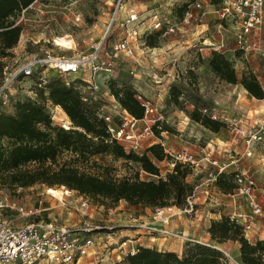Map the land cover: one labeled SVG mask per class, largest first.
Listing matches in <instances>:
<instances>
[{"label":"rangeland","instance_id":"rangeland-1","mask_svg":"<svg viewBox=\"0 0 264 264\" xmlns=\"http://www.w3.org/2000/svg\"><path fill=\"white\" fill-rule=\"evenodd\" d=\"M192 1L135 0L133 4L137 12L139 11L140 18L147 16L146 13L149 10H157L165 18L166 26L174 24L176 30L174 33L168 34L164 33L163 28L157 32L148 31L143 33L140 39L132 42L133 56L125 58L122 55H117L114 60V68L109 75L101 72L96 74L97 91L92 94L87 92L84 94H88L90 103L87 106L90 110H101L102 113L111 117L114 114L111 105L116 102L111 95V88L122 90L125 86L130 87L134 92L142 94L154 104L157 113L161 116V127L165 128V132L168 134L167 142L171 145L172 150L184 147L196 154L206 143L212 141L221 144V140H231V136L226 125L221 126L218 132L213 133L195 123L189 118L192 111L197 110L199 114H203L202 110L205 109L204 114L215 113L222 118V122L226 123L246 114L251 117L254 114L252 113L253 110H259V115L264 117V97L256 99L249 95L240 84L232 85L220 80L207 65L210 54L202 60L197 58L192 46H195V48L201 47L202 45H199L201 40L195 37L193 24L183 25L181 23L183 16L181 10L183 11L184 6ZM196 1L200 3L202 10L208 12L207 15L211 16L208 21L209 30L206 32L205 37L206 43L210 41L216 44L220 41L223 47L215 53L231 65L238 79L249 78L254 75L264 90V65L262 61L254 55H248L247 58H244L237 54L234 50L233 30L235 28L232 25L224 26L226 30L221 34L215 33L214 23L216 21H214L215 15L213 12L216 5L213 0ZM113 3L114 0H37L27 9L23 21L18 24L20 32L16 45L6 51L7 55L0 58L1 61L10 66L22 62L32 54L42 53L46 49H51L53 55L62 54L67 57H75L89 53L90 46L100 41L103 42V47L108 46L114 39L123 38V32L117 26H111L106 32ZM76 15L79 16L77 22L74 21ZM124 17V14H120L119 19ZM10 19L15 20L14 17ZM138 29L140 33L144 30L141 26H138ZM263 32L264 27L260 30V33L263 34ZM56 36L61 38L58 40L59 46L67 47L71 45L74 47L73 51L52 48L50 46L51 39ZM206 52L205 49L201 51L202 54ZM173 60L179 63L180 73L177 77L169 82H166V78L163 79L158 87L154 85L149 79L150 74L157 72L162 75L165 73L164 68H166V65H170ZM44 75L47 76V79L58 78L68 85H80L82 84L80 79L83 78L82 73L57 77L54 72L46 71ZM33 82H35V76L21 80L14 87L12 103L30 102L40 106L49 116L52 128L73 129L70 122L67 123L68 125L66 124L65 128L67 129L62 127L68 119L63 117L60 108L54 109L51 105L45 103L43 100L45 90L37 88L30 90ZM29 91L34 92L36 97H32ZM40 91L42 92L41 97L39 96ZM12 107L10 105L4 108L2 113L12 114ZM112 120L113 122L116 121L115 118ZM39 128L43 129L42 126H39ZM151 141L154 140H143L138 153L151 146L149 145ZM92 142L96 143L97 140L92 139ZM0 144L6 150L10 147L11 141L2 139ZM107 145L108 148L105 151L88 157L86 162L76 159L77 155L69 151H61L56 156L55 163L52 166L67 164L75 166L78 171L115 180L138 178L156 181L159 177V172L157 175L146 173L140 168L139 163H132L115 156L111 152L113 143L107 141ZM238 145L240 152L238 150L236 152L239 155L231 151L232 156H240L242 146L240 143ZM208 149L210 150L211 146H208ZM125 152L129 151L125 150ZM261 156H264V149L257 147L252 158H243L240 163L242 167H249L253 171L258 184L263 186L264 175H262L259 163V157ZM156 164L163 176L166 172L172 170L167 159ZM165 169L169 170L166 171ZM196 180L197 182L200 181L198 178ZM194 183H196L195 180L192 184ZM53 188H47L46 185L39 183L27 187L9 186L6 183H0V193L7 194L26 207L36 206L44 209L43 212H39V218L44 220L54 219L58 223H71L73 225L78 220L85 219L91 226H100V228L94 229L92 234L100 238L101 241L108 240L110 242L109 246H113L116 241L127 240V237L123 235L118 236L120 229L139 226L144 231H148L142 235L159 249H170L177 254H181L187 242L195 240L220 247V249L215 248L219 249L221 253L227 252V264H242L239 251L235 252L231 246H224L211 239L206 231L211 220L219 219L222 216L228 217L235 210H250L247 204L244 203V196H235V200L229 196L232 192L231 178L223 180L219 186L216 183L208 184L206 186L207 194L202 191L197 192L196 198L193 200V210L189 213H180L178 216H169L167 223L164 225L166 232L163 230L155 232L151 228L148 229L143 221L138 220L139 207L136 205L129 206L122 200L120 204L115 205L108 201L101 204L99 201L79 195L76 191L63 185ZM257 195L263 208V215L255 217L256 222L253 224V228L245 233L246 238L251 242L258 240L255 229L258 227L264 228V196ZM80 196L87 199L86 215L82 217L77 211L79 201H81L79 200ZM58 199H62L66 206H61ZM151 210L154 219V208ZM121 213L128 215L124 216L123 219ZM0 220L15 226L25 218L14 212L0 211ZM122 223L127 225L124 227L118 225ZM77 225H80V223ZM86 258L92 260L91 255L84 256L80 259L79 264H87Z\"/></svg>","mask_w":264,"mask_h":264},{"label":"built area","instance_id":"built-area-1","mask_svg":"<svg viewBox=\"0 0 264 264\" xmlns=\"http://www.w3.org/2000/svg\"><path fill=\"white\" fill-rule=\"evenodd\" d=\"M32 4L20 10L16 16L13 26H18L24 19V14ZM135 0H114L110 11V18L106 32L111 26L119 27L123 32V38L114 39L108 46L103 47V42L90 46V52L75 57H67L65 55H53L51 49H46L42 53L32 54L20 63L13 65H2L0 72V113L2 110L12 105V96L14 87L23 79L35 76V82L32 83V89L37 88L43 90L47 76L46 71H52L57 77L83 74L80 79V85L75 86L78 90L80 101L84 105H88L90 100L88 94L97 91L98 84L95 76L98 73L109 75L114 68V60L117 55L125 58L133 56L132 42L140 39L145 32H157L164 29V33H174L176 27L174 24L166 26L165 18L161 12L150 10L148 15L140 18L135 5ZM120 14H124L123 19H119ZM215 15L214 30L215 33L224 32V26L232 25L234 31V50L240 56L247 58L248 55L257 56L264 65V32L260 33L264 27V0H220L216 4L213 12ZM207 15L200 6V3L193 0L184 6L181 23L183 25L193 24L195 37L201 42V47H193V52L198 59L205 58L201 53L203 49L216 52L223 47L219 41L216 44L210 41L206 43V32L209 30L208 23L201 29L202 20ZM79 16L74 17L77 22ZM138 26L143 27V32H139ZM60 37H53L50 46L55 49L72 50L74 47L59 46ZM150 81L159 86L162 82V76L157 72H152L149 76ZM68 86V84H65ZM87 92L88 94H84ZM32 97L36 94L29 91ZM46 96V92L43 93ZM134 98L143 110L141 119H135L129 115L117 102L111 105L114 114L110 117L101 110L93 112L95 118L101 120L104 124V132L107 135V141L113 142L130 152L140 154V145L143 140H153L163 133L161 129V116L157 113L154 104L144 97L142 94L135 92ZM47 105L53 106L48 100ZM213 121H221L222 118L215 113L204 114ZM252 116L242 115L234 118L226 124L228 133L231 136V145L242 146L240 156H230L228 161H221L213 157V147L208 149L209 144L206 143L199 149L197 155L191 153L187 148L172 150L164 146L162 148L167 156V162L172 168L175 164L187 167L190 172L202 171L203 179L192 184L189 195L184 198L182 207L174 205H166L155 207L153 217L162 224L167 223L169 216L180 213H189L193 210L194 198L196 193L202 191L207 194L206 186L215 183L220 175H232L234 187L229 194L232 198L235 196H244L245 202L249 207V211L238 210L228 216L231 220L239 223L244 233L253 228L256 222L255 217L263 215V208L258 200V195H264V185L260 186L257 182L253 171L249 167H242L240 160L252 158L254 150L257 147L264 149V117L259 116V111H252ZM113 118L116 119L113 122ZM250 120V121H249ZM63 127V126H62ZM64 128V127H63ZM65 129V128H64ZM154 131L158 132L156 136ZM1 141V140H0ZM260 169L264 175V156L259 157ZM77 211L80 216H85L87 207V199L79 197ZM235 200V198H234ZM61 206H66L62 199H58ZM236 205V203H235ZM44 209L38 207H26L10 198L5 193H0V211H8L20 214L25 218L20 224L12 226L9 223L0 220V264H79L80 259L84 256H92V264H99L101 258L111 251L116 252L114 263L120 262L128 253L132 254L135 249L128 248L123 255L119 252L126 247L127 240L114 242L113 246H109L108 240L101 241L100 238L93 236L92 231L100 226H91L89 222L78 220L74 225L71 223H58L54 219L39 218V212ZM80 223V225H77ZM143 226V224H141ZM149 229V227H147ZM166 232V230H163ZM177 236V235H176ZM98 238V239H97ZM112 244V243H111ZM224 257L228 258V253L223 252Z\"/></svg>","mask_w":264,"mask_h":264},{"label":"trees","instance_id":"trees-1","mask_svg":"<svg viewBox=\"0 0 264 264\" xmlns=\"http://www.w3.org/2000/svg\"><path fill=\"white\" fill-rule=\"evenodd\" d=\"M33 1L0 0V58L5 57L6 51L14 47L18 40L20 29L13 26L14 19L10 18H16L20 10ZM213 1L216 5L220 0ZM2 65L0 59V72ZM207 65L220 80L232 85L240 84L256 99L264 97V90L256 76L238 79L231 65L214 51L210 53ZM75 86L77 85L66 86L58 78H50L43 85V90L46 91L43 100L59 107L73 129L52 128L50 118L44 110L30 102H13L12 114L0 113V140L11 141L6 150L0 144V183L17 187L39 183L50 189L63 185L101 204L108 201L114 205L121 199L131 205L139 204L151 208L166 205L182 207L192 184L185 181V176L190 170L179 164H175L170 172H166L162 178L158 177L156 181L138 178L115 180L84 173L67 164L52 166L61 151H69L77 155L76 159L86 162L88 157L108 148L103 122L95 118L94 111L80 101ZM110 92L129 115L135 119L142 118L143 110L136 102L135 92L130 87L125 86L122 90L111 88ZM41 94L40 91V97ZM189 118L213 133L226 125L199 114L197 110L192 111ZM161 129L166 131L163 127ZM154 133L158 135V132ZM92 139L97 142H92ZM111 152L129 162L139 163L144 172L154 175L158 174L154 162L167 159L159 145H151L136 154L125 152L121 146L113 143ZM229 178L233 189L234 183L230 174L220 175L215 183L219 186L223 180ZM206 231L209 237L217 242L237 243L242 264H264V239L249 241L242 226L235 220L224 216L211 220ZM115 264H227V259L215 246L190 240L181 254L171 250H158L155 247L138 246L132 254L127 253Z\"/></svg>","mask_w":264,"mask_h":264},{"label":"crops","instance_id":"crops-1","mask_svg":"<svg viewBox=\"0 0 264 264\" xmlns=\"http://www.w3.org/2000/svg\"><path fill=\"white\" fill-rule=\"evenodd\" d=\"M149 11H147L146 14H148ZM138 13H139V11H138ZM206 13H208V12H206ZM210 19H211V16L206 15L204 17V19L202 20V24L200 25V28L203 29L205 24H207V22ZM18 46H19V44H18ZM205 51H207V52L204 53V56L207 57L209 55V50H205ZM164 70H165V73H163L161 75L162 76V80L166 78V82H169L170 80H173L174 77H177L178 73H180L179 63L176 62V60H173V62L170 65L169 64L166 65V68H164ZM57 108L59 109V107H57ZM253 111H259V110H253ZM58 113H60V112H58ZM61 114L63 115L64 118H66L64 113L61 112ZM260 117L263 118V116H260ZM167 139H168V134H166V132L163 131V133L161 135H158L156 138H154L153 139L154 141H151L149 143V145H153L154 144V145H159L160 147L161 146L162 147L166 146L169 149H172L171 145L167 142ZM231 142H232V140H226V141H222L221 140V142H220L221 144H216V142L210 141L208 144H209V146L213 147V157H216V158L220 159L221 161H228L230 156H231V153H232L231 151L236 152L238 150L240 152L239 145H237V146L231 145ZM198 152H199V150L197 151V153L195 155H197ZM236 153H238V152H236ZM161 162H154V163H155V165L158 168L159 177L162 178L163 174L160 173V168L156 164V163H161ZM165 170L168 171L169 169H165ZM203 175H204V173L202 171L197 172V174H196V171L189 172L185 176V181L187 183H189V184H192V182L194 180H195V182H197L196 178H198L200 180L203 179ZM212 189H214V188H212ZM212 191H214V190H212ZM218 193H219V191H218ZM122 201L125 203L124 200H122ZM120 202H121V199L118 200L115 204H120ZM127 205L131 206V204H128V203H127ZM136 206L139 207V210H138L139 214L137 215L138 220L140 219L141 221H143V223L146 226H148L149 228H151L155 232H160L161 230H164V225L165 224L159 223L156 219L152 218V210L151 209H153V208L141 206L139 204H136ZM141 208H143V210H141ZM121 214L123 215V219H124V216L128 215V214L124 215L123 213H121ZM118 225H121V226L124 227L127 224L122 223V224H118ZM129 226H131V225H129ZM135 227L136 228H122V229H120V233H119L118 236L123 235V236L127 237L126 238L127 239L126 247L123 249V251L119 252L120 255H123L124 252L128 248L136 249V247H138V246L155 247L158 250H164V249H159L158 247H156V245L153 246V244L150 243L148 241V239L144 235H142L143 233H145V232L147 233L148 231H144V229L139 228V226H135ZM255 235L257 236L258 239H264V228H262V227L256 228L255 229ZM151 238H154V237H151ZM219 243L224 245V246H226V245L231 246L235 252L238 251L239 245L237 243H235V242L224 241V242H219ZM213 246H215V245H213ZM215 247H217V246H215ZM217 248L220 249V247H217ZM166 250H170V249H166ZM171 251H173V250H171ZM115 256H116V252H114V249H113V251H111L109 256H107L106 254L103 255V257L101 258L99 264H114V261H115L114 257ZM85 261H86L87 264H92V260L90 258H86Z\"/></svg>","mask_w":264,"mask_h":264},{"label":"bare ground","instance_id":"bare-ground-1","mask_svg":"<svg viewBox=\"0 0 264 264\" xmlns=\"http://www.w3.org/2000/svg\"><path fill=\"white\" fill-rule=\"evenodd\" d=\"M56 109H58V108H56ZM62 113H63V112H62ZM67 123L69 124V121H66V122L64 123V125H63L64 128L66 127V124H67ZM68 124H67V125H68ZM65 129H67V128H65Z\"/></svg>","mask_w":264,"mask_h":264}]
</instances>
